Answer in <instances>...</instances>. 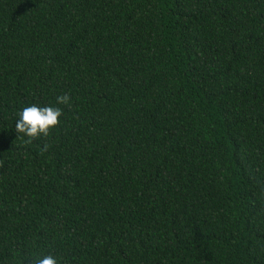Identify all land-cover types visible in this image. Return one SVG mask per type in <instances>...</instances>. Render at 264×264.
I'll use <instances>...</instances> for the list:
<instances>
[{"label":"trees","instance_id":"trees-1","mask_svg":"<svg viewBox=\"0 0 264 264\" xmlns=\"http://www.w3.org/2000/svg\"><path fill=\"white\" fill-rule=\"evenodd\" d=\"M44 255L264 264V0H0V264Z\"/></svg>","mask_w":264,"mask_h":264},{"label":"clouds","instance_id":"clouds-1","mask_svg":"<svg viewBox=\"0 0 264 264\" xmlns=\"http://www.w3.org/2000/svg\"><path fill=\"white\" fill-rule=\"evenodd\" d=\"M71 103L69 94L63 93L55 97L54 104L24 105L15 114L14 130L18 135L22 134L29 140L38 136H48L49 132L60 122L59 118L63 115L61 106H70ZM34 264H61V262L56 256L44 255L35 259Z\"/></svg>","mask_w":264,"mask_h":264}]
</instances>
